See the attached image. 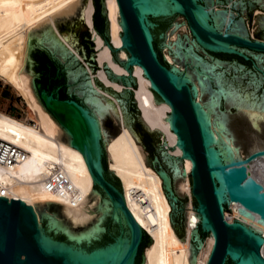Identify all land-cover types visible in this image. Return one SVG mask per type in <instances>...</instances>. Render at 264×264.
<instances>
[{"label": "water", "instance_id": "obj_1", "mask_svg": "<svg viewBox=\"0 0 264 264\" xmlns=\"http://www.w3.org/2000/svg\"><path fill=\"white\" fill-rule=\"evenodd\" d=\"M32 34L24 56L43 106L80 150L93 179L75 206L30 204L0 195V264H144L150 235L133 217L106 145L126 127L159 173L169 222L183 240L187 209L181 167L192 160L187 257L208 232L206 264H264V183L255 177L251 140L264 141V0H92L84 16ZM133 64L155 103H169L182 155L166 152L149 129L133 89ZM149 243V242H148Z\"/></svg>", "mask_w": 264, "mask_h": 264}, {"label": "bare ground", "instance_id": "obj_2", "mask_svg": "<svg viewBox=\"0 0 264 264\" xmlns=\"http://www.w3.org/2000/svg\"><path fill=\"white\" fill-rule=\"evenodd\" d=\"M91 1L0 0V78L10 84L35 113V116L28 113L19 118L0 110V140L24 151L23 159L16 165H0V195L19 198L30 204L38 220L33 203L56 201L75 206L92 188L93 179L82 152L71 144L69 138L63 137L65 130L62 131V126L37 97L20 50L19 36L30 31L32 35L58 28L55 19L73 13L77 6V15L83 17ZM131 73L138 81L134 90L142 118L149 128L156 127L164 133L167 145L174 146L170 155L180 157L177 134L171 128L169 103H155L151 84L139 64H133ZM31 120L36 123H31ZM106 154L107 167L118 177L127 207L150 235L151 244L143 249L144 264H190L187 239L193 206L188 207L187 204V233L185 235V219L182 240L169 222V202L162 178L150 165H146L125 126L106 145ZM182 159L185 191L191 195L187 172L191 170L192 160L189 157ZM254 169L255 177L264 183V154L257 166L254 162ZM223 214L228 221L239 219L264 237V228L235 213L236 218H231L224 207ZM203 243L196 254L195 264H206L214 243L213 234H210L207 248L202 252Z\"/></svg>", "mask_w": 264, "mask_h": 264}, {"label": "rangeland", "instance_id": "obj_3", "mask_svg": "<svg viewBox=\"0 0 264 264\" xmlns=\"http://www.w3.org/2000/svg\"><path fill=\"white\" fill-rule=\"evenodd\" d=\"M78 9H79V6H77L76 10L73 13L63 14V15L58 16L55 19V22H56L57 27L59 28V27L65 26L67 24H70L72 22H75V21L79 20L78 19V15H77ZM31 33L32 32L30 31L28 33H22L19 36V39H20V50H21L23 59L25 61V66L28 68L29 72H30V69H29V66L27 64V61H26V58L24 56L23 51H24V48L26 46V43H27V41H28L29 36L31 35ZM30 75H31V84H32V87H33V89H34V91H35V93L37 95V88H36V85L34 83V80H33V77H32L31 72H30ZM133 78H134V80L136 82V85L138 87V81H137V79L135 77H133ZM133 93H134V97H135L136 103L138 105L139 111L141 112V109L139 107V103L137 101V98H136L135 90L134 89H133ZM37 97H38V95H37ZM28 108H30V107L26 103L25 99L22 96H20L17 93V91L10 84H7L3 79L0 78V110L5 111V112H7V113H9V114H11L13 116L19 117V118H22V117L27 116L28 113H30L31 116H35L34 111L31 110V108L30 109H28ZM31 123L35 124L36 121L35 120H33V121L31 120ZM149 129H152V128H149ZM63 130H65V129L62 127V131ZM65 134H66V136H65ZM63 137L64 138H69V134H67L66 130L63 131ZM164 138H165V142L167 143V139H166L165 136H164ZM251 145H252L253 150L259 149V148H264V141L251 140ZM166 152H168L170 154V149L169 148H166ZM262 155L260 153V154H258V155H256L254 157L255 166H257L259 164ZM106 156H107V154H106ZM258 159H260V160H258ZM180 160H181V166L183 167V159L180 158ZM257 160H258V164H257ZM107 161H108V157H107ZM188 177L191 180L190 175H188ZM186 198H187L188 207L193 206V209L196 210L195 209L196 201H195L194 196L192 194L190 195V194H188L186 192ZM224 208H225V212L231 218H236L235 214L232 212V210L230 208L229 202H227V203L225 202L224 203ZM188 210H189V208H188ZM188 210H187V218L185 217V219H186L185 235L187 233L186 227H187V222H188ZM39 224H41L40 220H39ZM210 234L211 233L208 232L207 235H206V237H205V239H204V241H203L204 242L203 243L204 246L202 248V252L207 248V243H208ZM185 235H184V237H185ZM150 244H151V239L149 241V238L147 237V241L145 243L146 246L144 245L145 246V250H146V248ZM145 250H144V252H145Z\"/></svg>", "mask_w": 264, "mask_h": 264}, {"label": "built area", "instance_id": "obj_4", "mask_svg": "<svg viewBox=\"0 0 264 264\" xmlns=\"http://www.w3.org/2000/svg\"><path fill=\"white\" fill-rule=\"evenodd\" d=\"M24 151L10 142L0 140V165H16L23 159Z\"/></svg>", "mask_w": 264, "mask_h": 264}]
</instances>
